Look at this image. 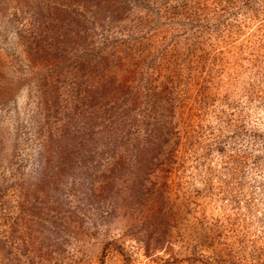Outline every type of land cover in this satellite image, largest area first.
<instances>
[{
	"label": "rangeland",
	"instance_id": "rangeland-1",
	"mask_svg": "<svg viewBox=\"0 0 264 264\" xmlns=\"http://www.w3.org/2000/svg\"><path fill=\"white\" fill-rule=\"evenodd\" d=\"M0 264H264V0H0Z\"/></svg>",
	"mask_w": 264,
	"mask_h": 264
},
{
	"label": "trees",
	"instance_id": "trees-1",
	"mask_svg": "<svg viewBox=\"0 0 264 264\" xmlns=\"http://www.w3.org/2000/svg\"><path fill=\"white\" fill-rule=\"evenodd\" d=\"M140 197V196H139ZM141 198L142 199H145V198H143V195L141 196ZM139 204H143V200H141L140 202H139Z\"/></svg>",
	"mask_w": 264,
	"mask_h": 264
}]
</instances>
